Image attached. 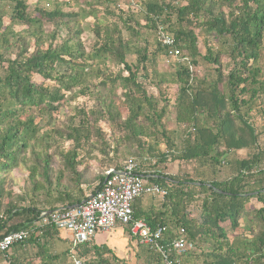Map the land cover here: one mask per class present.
<instances>
[{
    "label": "trees",
    "instance_id": "obj_1",
    "mask_svg": "<svg viewBox=\"0 0 264 264\" xmlns=\"http://www.w3.org/2000/svg\"><path fill=\"white\" fill-rule=\"evenodd\" d=\"M45 1L31 7L28 0H0V173L25 167L29 182L16 193L0 179V238L29 233L0 253V264H73L72 254L85 264H129L94 239L60 248L62 230L39 226L42 213L87 200L106 171L121 169L119 156L126 153L147 183L166 192L160 203H152L151 195L137 198L134 218L152 228L166 226L160 240L165 249L184 229L193 248L173 254L181 264H264V129L251 122L264 96V0H137L138 12L121 6L134 0ZM159 25L189 59L172 64L164 89L158 59L167 58L168 49L157 40ZM196 30L205 36V53ZM86 31L94 37L89 49L82 40ZM224 57L231 61L227 74ZM203 64L214 66L212 77L199 78L190 68ZM141 71L157 95L147 93ZM35 74L53 84L34 82ZM93 81L105 94L92 91ZM80 96L94 99L92 109H75L53 130L43 131L42 119L36 122L37 115L50 121ZM172 99L186 136L180 146L164 121ZM239 150L248 155L238 158ZM167 162H191L195 169L191 175L167 174L161 169ZM90 165L98 166L92 192L80 187L96 182L87 176ZM144 197L151 198L147 209L136 205ZM124 230L130 241L138 240L135 264H162L154 247L141 244L130 226Z\"/></svg>",
    "mask_w": 264,
    "mask_h": 264
},
{
    "label": "built area",
    "instance_id": "obj_2",
    "mask_svg": "<svg viewBox=\"0 0 264 264\" xmlns=\"http://www.w3.org/2000/svg\"><path fill=\"white\" fill-rule=\"evenodd\" d=\"M158 42L168 49L167 58L178 65L189 63L176 45L172 35L166 32L163 25L158 26ZM191 70L193 67L190 66ZM194 132V128L190 130ZM165 190L156 184L147 183L138 172V165L132 159L124 162L120 170L109 169L105 173L102 186L81 204L69 208L42 213L39 226L53 225L71 234L72 247L93 240L98 233H107L119 224L130 226L133 235L141 244L150 245L162 256V264H181L175 255H182L193 248V244L184 237L173 240L171 247L165 249L160 240L166 232V226L152 228L142 219H135L133 204L142 196H164ZM27 230L11 232L0 238V253L8 251L15 243L28 237ZM73 264H85L84 260L72 254Z\"/></svg>",
    "mask_w": 264,
    "mask_h": 264
},
{
    "label": "rangeland",
    "instance_id": "obj_3",
    "mask_svg": "<svg viewBox=\"0 0 264 264\" xmlns=\"http://www.w3.org/2000/svg\"><path fill=\"white\" fill-rule=\"evenodd\" d=\"M38 0H28V3L31 5V7H33ZM43 2H46L45 0H42ZM64 1V0H63ZM167 2H171V1H175V0H166ZM179 1V0H178ZM121 6L124 9H130L131 11L134 12H138L141 9L140 6V2L137 3V0H134L133 2H129V4H121ZM4 26L9 24V18L8 16H6V18L4 19ZM22 28L20 27H16L15 31H19ZM48 30L51 29V26L47 27ZM196 32L199 35V48L200 50L205 53V36H201L200 35V30H196ZM82 40L84 41L85 46L87 47V49L90 48L91 44L94 41V37L92 35V33H90V31H86L83 35H82ZM211 44L213 45L215 51H217V44L214 41H211ZM220 49L218 48V51ZM263 51V58L261 59V68H262V79H264V48L262 49ZM12 57L15 56V54H11ZM128 61L130 63H134L136 60V57L134 55H129L127 57ZM223 64H224V69L226 74L228 73L229 69L231 68V61L224 57V59L222 60ZM159 62V71L161 70V72L164 73V77L167 80V83L165 84V86H163V89L169 85L170 81L172 80L171 77V73L173 72V61L171 59L165 58L163 56L159 57L158 59ZM176 64V63H175ZM177 65V64H176ZM194 72L197 73V76L199 78H203L206 75L209 76H213L214 75V66L211 65H200L197 68L193 67ZM115 71V69H114ZM139 77H140V81H142L146 87L147 93L149 95H157V90L156 88L152 85V83L150 82L149 79L144 78V73L141 71L139 73ZM33 81L36 83H44L45 85H52L53 82L49 81V80H44L41 76L39 75H33ZM93 87H92V91H101L103 94L104 91L101 90V88H98L95 83L96 81H93ZM172 90V89H171ZM173 91H177L176 87H173ZM120 93V91H119ZM116 93H113V95H115ZM171 102H169V112L167 113L166 117L164 118V121H166V125L169 129H175L176 131V143H178V145L180 146L182 143L183 138H185V134H184V128H179L176 124L175 121V117H176V109L174 107V99L170 100ZM95 101L94 99H89V97L87 96H80L75 100H69L58 112L54 113L52 116V119L49 121V118L44 117V116H36V122L41 121V119L44 121H46V126L44 128L43 131L45 130H50L54 127H62L63 125H65L68 120L73 116V114H75V109L79 108V109H86L87 111L92 109L93 105H94ZM260 112H258V114H253V117L251 118V122L254 123L256 125V127L258 128V130H263L264 129V124H260L257 125V119L260 117L264 120V113L262 112L264 110V96L262 99V106L260 109ZM49 122V123H48ZM101 126L103 127L104 131H106L107 133L111 134V129H110V124L106 121H102ZM186 133V132H185ZM61 142V139L58 137H55V143ZM71 145L70 141H67L64 143V146L66 148H68ZM86 146V145H85ZM162 149H165V146L162 145L161 146ZM88 151V148L85 147L81 150V156L86 155ZM122 154H124V152L122 151ZM131 154H124V156H119L120 157V161L123 165L124 162L128 161L129 158H131ZM84 160L86 159V157L83 158ZM60 166V159L58 157H54L53 161H52V167L54 169H58ZM146 167H149L148 163L146 164ZM161 169L167 173V174H189L191 175L195 169V166L193 163H188V162H167L163 165H161ZM0 179L2 180V183L5 187L6 190L10 191H14L16 193H20L23 190H25L27 188V186L29 185L28 179H27V171L25 169V167H20L17 169H14L12 171L3 173H0ZM149 200H151V198H148ZM163 198L162 196H153V199L151 200L152 203H160V201H162ZM254 206L258 205V202L254 199ZM198 215V212L195 213V216ZM243 224V223H242ZM95 241L96 243H103L104 244H108L110 246H112V248L114 249V251L120 253L121 258L125 259L129 264H135V253L137 251V241H130V236L127 234V232L123 229H115L113 232H108V233H98L95 237ZM125 241H129L128 244H126L125 246H123V244L125 243ZM122 251V252H121Z\"/></svg>",
    "mask_w": 264,
    "mask_h": 264
},
{
    "label": "crops",
    "instance_id": "obj_4",
    "mask_svg": "<svg viewBox=\"0 0 264 264\" xmlns=\"http://www.w3.org/2000/svg\"><path fill=\"white\" fill-rule=\"evenodd\" d=\"M260 117H262V116H260ZM260 117L257 119V125H260V124L263 125L264 124V120L262 119L263 117L262 118H260ZM236 155H237L238 158H245L248 155V151L247 150H239V151H237ZM82 168H83V166H82ZM88 170H89V173L87 175L88 178L91 179V180L96 181L93 176L95 174H97L96 172L98 171V166H96V165H90L88 167ZM99 172H100V170H99ZM102 176L104 177V173H102ZM97 184H98L97 181L94 182V183H92V184L91 183H82L80 185V187L82 189L87 190L88 192H92L93 189L97 186ZM136 205L139 208L142 207L143 209H147L149 207L148 198L147 197H144V199L141 200V203H136ZM256 207H259V205H256ZM124 227H125L124 225L119 224L117 227H115L110 232H113L115 229H120V228H123L124 229ZM69 242H71V234L68 231L62 230L61 231V234H60V244H58V245L60 246V248H65V247L68 246V243ZM94 243L96 245H102V244H104V242L103 243H96L95 238H94ZM128 243H129V241H125V243L123 244V246H125ZM105 245H107L111 250L114 251V249L112 248V246H110V245H108L106 243H105ZM114 252L117 253L120 256V253H118L116 251H114Z\"/></svg>",
    "mask_w": 264,
    "mask_h": 264
}]
</instances>
